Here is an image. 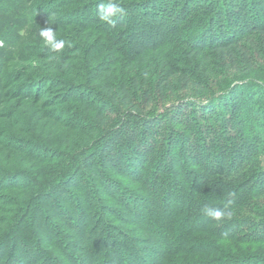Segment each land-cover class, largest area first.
<instances>
[{
  "label": "trees",
  "instance_id": "1",
  "mask_svg": "<svg viewBox=\"0 0 264 264\" xmlns=\"http://www.w3.org/2000/svg\"><path fill=\"white\" fill-rule=\"evenodd\" d=\"M103 2L0 0V264H264V0Z\"/></svg>",
  "mask_w": 264,
  "mask_h": 264
},
{
  "label": "clouds",
  "instance_id": "2",
  "mask_svg": "<svg viewBox=\"0 0 264 264\" xmlns=\"http://www.w3.org/2000/svg\"><path fill=\"white\" fill-rule=\"evenodd\" d=\"M126 9L118 2V0H104L98 7V17L102 24L115 27L118 18L125 16ZM39 36L43 41V45L52 53H62L66 45L71 47V44L65 39H61L57 36L50 27L41 28ZM52 59H58V56L51 57ZM234 195V194H232ZM203 213L209 218L215 221H221L225 218L231 219L233 211L230 210V204H226L223 210L214 208L210 205H205L202 209Z\"/></svg>",
  "mask_w": 264,
  "mask_h": 264
},
{
  "label": "rangeland",
  "instance_id": "3",
  "mask_svg": "<svg viewBox=\"0 0 264 264\" xmlns=\"http://www.w3.org/2000/svg\"><path fill=\"white\" fill-rule=\"evenodd\" d=\"M177 48H178V50H180V49H183V48H181V47H178L177 46ZM173 54H175V53H173ZM101 57L103 58L104 57V55H101ZM188 59V58H187ZM189 61V60H188ZM173 66H174V68L176 69V68H179V65H178V63L177 64H175V63H173L172 64ZM192 66H193V64H192ZM120 68L122 67L121 65L119 66ZM152 71H151V74H150V79H149V81H150V83L152 84V86H153V83L154 84H157L156 86H158L159 85V83L157 82V80H158V78H160V79H162V74H161V72H163L162 70V67L161 66H158V64H156V63H152ZM259 69L257 70V72H254L253 73V77H255V78H257L258 80L257 81H259V82H261V83H264V66L263 65H259V67H258ZM121 70V72L122 73H128V72H131L130 70H127L126 71V68L125 67H123V68H121L120 69ZM177 71H179L178 69H176V71H172L171 72V74H177L178 72ZM230 77H228V79H229ZM153 79V80H152ZM181 79V78H180ZM178 80H179V78H178ZM154 81V82H153ZM157 82V83H156ZM154 87V86H153ZM156 89V88H155ZM181 89V86H180V84L177 86V88H176V92H178L179 90ZM179 93V92H178ZM195 93V92H194ZM182 95V94H181ZM181 95L179 94L178 95V97H181ZM197 95H198V93H197ZM173 101V99H170V101H168L167 102V104H169L170 102H172ZM158 105H159V103L157 104V105H155L154 107H151V108H149V111H161V113H163V111L161 110V109H159L160 107H158ZM162 107V106H161ZM163 118H162V116H161V120H162ZM156 120H158V119H156ZM171 157V156H170ZM172 158V157H171ZM264 160V159H263ZM120 209H122V208H120ZM120 211V210H119ZM126 214V213H125ZM130 215V214H129ZM125 219L128 221V219L130 220H135V219H133L131 216H128V214H127V217H125ZM75 221H76V223H78V224H80L76 219H75ZM130 225H131V223H130ZM130 228L129 229H132L133 227L132 226H129ZM152 249L148 252L149 254H151L153 251H155V249H157V248H153V247H151ZM150 249V248H149ZM69 258V257H68ZM69 260H70V258H69ZM86 263H83V264H91L89 261H85Z\"/></svg>",
  "mask_w": 264,
  "mask_h": 264
}]
</instances>
